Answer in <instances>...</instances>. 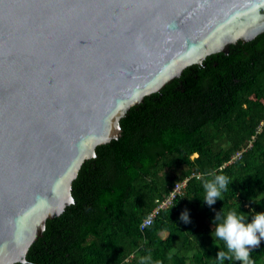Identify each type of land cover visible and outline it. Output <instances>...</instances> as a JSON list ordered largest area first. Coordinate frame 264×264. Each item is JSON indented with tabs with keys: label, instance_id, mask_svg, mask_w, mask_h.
<instances>
[{
	"label": "water",
	"instance_id": "95a60500",
	"mask_svg": "<svg viewBox=\"0 0 264 264\" xmlns=\"http://www.w3.org/2000/svg\"><path fill=\"white\" fill-rule=\"evenodd\" d=\"M264 33V0H0V264L26 263L121 119Z\"/></svg>",
	"mask_w": 264,
	"mask_h": 264
},
{
	"label": "trees",
	"instance_id": "16d2710c",
	"mask_svg": "<svg viewBox=\"0 0 264 264\" xmlns=\"http://www.w3.org/2000/svg\"><path fill=\"white\" fill-rule=\"evenodd\" d=\"M121 126V136L82 165L74 203L47 221L26 263L15 264H217L224 245L211 235L215 213L223 207L251 219L252 210L264 211V33L189 66L133 106ZM221 173L229 186L208 206L203 182ZM187 178L141 229L157 200ZM185 210L187 223L179 219ZM250 260L264 264V240Z\"/></svg>",
	"mask_w": 264,
	"mask_h": 264
},
{
	"label": "clouds",
	"instance_id": "9594fccd",
	"mask_svg": "<svg viewBox=\"0 0 264 264\" xmlns=\"http://www.w3.org/2000/svg\"><path fill=\"white\" fill-rule=\"evenodd\" d=\"M196 179H200L199 176ZM229 186V178L224 174L213 175L212 179L203 182L202 202L212 206L218 198L223 199L222 193ZM215 211V210H214ZM179 219L189 222L188 211L181 212ZM211 235L216 242H222L224 250L216 254L217 264H225V261H239L241 264H252L250 250L258 247L264 240V211L251 212V219L246 218L237 210L224 211L223 207L215 213L213 218ZM151 257H144V261H150Z\"/></svg>",
	"mask_w": 264,
	"mask_h": 264
},
{
	"label": "built area",
	"instance_id": "2783aa9c",
	"mask_svg": "<svg viewBox=\"0 0 264 264\" xmlns=\"http://www.w3.org/2000/svg\"><path fill=\"white\" fill-rule=\"evenodd\" d=\"M241 152H238L233 158H236L237 155H240ZM188 178L182 182H177L172 187L168 196L165 197L164 200H157V205L151 210V212L147 215V217L143 220L141 224V229H145L147 226L151 225L153 221L157 218L160 212L173 203V199L182 191L187 185Z\"/></svg>",
	"mask_w": 264,
	"mask_h": 264
},
{
	"label": "rangeland",
	"instance_id": "374dc122",
	"mask_svg": "<svg viewBox=\"0 0 264 264\" xmlns=\"http://www.w3.org/2000/svg\"><path fill=\"white\" fill-rule=\"evenodd\" d=\"M241 154H242V152H241ZM241 154H240V155H237L236 158H237V157H240ZM236 158H232V160H235ZM232 160H231V161H232ZM183 181H184V180H183ZM181 182H182V181H181Z\"/></svg>",
	"mask_w": 264,
	"mask_h": 264
},
{
	"label": "crops",
	"instance_id": "0c3cea01",
	"mask_svg": "<svg viewBox=\"0 0 264 264\" xmlns=\"http://www.w3.org/2000/svg\"><path fill=\"white\" fill-rule=\"evenodd\" d=\"M163 236H166V234H164Z\"/></svg>",
	"mask_w": 264,
	"mask_h": 264
}]
</instances>
